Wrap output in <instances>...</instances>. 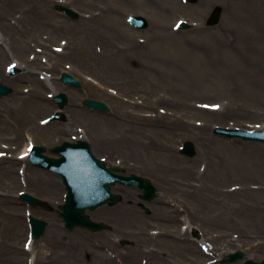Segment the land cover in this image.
Returning a JSON list of instances; mask_svg holds the SVG:
<instances>
[{
    "label": "rangeland",
    "instance_id": "obj_1",
    "mask_svg": "<svg viewBox=\"0 0 264 264\" xmlns=\"http://www.w3.org/2000/svg\"><path fill=\"white\" fill-rule=\"evenodd\" d=\"M59 4L79 10L81 18L70 19L57 9ZM216 4L223 6L221 21L208 25ZM130 14L147 16L150 26L135 29L128 22ZM179 19L192 25L179 29ZM13 62L21 75L16 83L9 80L16 78L8 73ZM0 67V82L13 88L0 99V120L11 131L49 122L48 130H66L62 140H75L86 132L93 152L106 165L148 177L160 188L151 202L140 197V189L117 183L112 190L122 196L119 203L86 212L110 228L70 230L59 214L66 195L61 176L48 168L17 164L12 167L19 181L14 190L15 184L5 183L12 168H3L1 160L2 193H37L30 188L37 180L58 184L59 191L44 196L49 208L31 207L16 196L18 231L14 208L0 200V264H224L227 248L243 250L245 259L264 258V196H259L264 191V142L229 138L213 130L217 125L264 128V0H0ZM62 71L81 79L83 88L65 86ZM38 78L50 87L43 89L48 99L35 104L31 98L40 97L33 95L35 87L40 88ZM53 84L70 99L64 120H52L59 108L52 97ZM87 96L111 106V113L96 111L93 129L90 119L71 115L92 113L81 103ZM188 139L197 146L195 157L180 151ZM188 192L189 202L184 197ZM160 198L181 209L177 212L186 217L189 237L197 239L196 244L180 243L186 234L179 219L174 228L162 225V209L154 204ZM193 203L203 212L198 213ZM134 204L137 212L132 215ZM31 214L48 221L37 241L31 238ZM195 216L218 224L202 223ZM202 227H209V233ZM52 228L55 233L50 236ZM221 235L236 242L215 250L211 239ZM200 237L207 241L208 253ZM239 237L253 246L241 244ZM78 238L90 244L77 248ZM195 249L205 253L201 261ZM238 263L244 261L226 264Z\"/></svg>",
    "mask_w": 264,
    "mask_h": 264
},
{
    "label": "water",
    "instance_id": "obj_2",
    "mask_svg": "<svg viewBox=\"0 0 264 264\" xmlns=\"http://www.w3.org/2000/svg\"><path fill=\"white\" fill-rule=\"evenodd\" d=\"M196 1V0H190ZM73 18H78L79 13L68 6H60ZM221 8L217 7L209 18V24L217 23L220 19ZM131 21L138 27H147L148 22L142 16H131ZM181 26L188 27L187 22H183ZM62 80L65 84L82 86L81 82L68 72H63ZM11 92L8 85L0 83V97ZM55 100L64 107L68 103V97L64 93L56 95ZM83 103L88 107L110 110L107 103L98 101L93 98H85ZM215 133L226 135L229 137H242L244 139L264 141V130H246L242 128L231 127H215ZM45 150L43 147H35L31 154V160L37 164L60 172L64 177V182L67 185V201L62 206L60 214L65 218L66 226L70 229L77 225H83L92 230H100L107 228L108 225L102 222L93 221L84 211L88 208L95 209L101 204L110 200L112 203H117L120 199L119 195L111 192L110 187L116 182H121L127 185L138 186L143 190L142 197L147 200H152L156 195L157 187L146 177L131 174L123 175L115 173L114 170H121L119 167L108 168L104 162L97 158L88 141H80L78 143L65 142L62 146L55 148V151L61 153L60 158H50L42 154ZM182 153L188 156L196 154V147L193 141L187 140L182 149ZM24 199H29L32 204L43 202L29 193L22 195ZM33 227V237L39 238L43 235L47 221L31 216L30 218ZM1 227V221H0ZM225 259L226 262H231L243 257L242 251L230 253ZM244 264H264V259L261 261L247 260Z\"/></svg>",
    "mask_w": 264,
    "mask_h": 264
},
{
    "label": "bare ground",
    "instance_id": "obj_3",
    "mask_svg": "<svg viewBox=\"0 0 264 264\" xmlns=\"http://www.w3.org/2000/svg\"><path fill=\"white\" fill-rule=\"evenodd\" d=\"M3 49H5V51H7V45H6V43H5V46H4V48ZM18 52V51H17ZM19 54H21L22 52H18ZM91 58L93 59L94 57L93 56H91ZM0 71H2V69L0 68ZM214 72H218V71H215V70H213ZM39 76H41V74H39ZM21 77V75H18V76H16V78H20ZM32 77H34V78H36V76L33 74L32 75ZM13 78H15V77H13ZM33 79V78H32ZM37 79V78H36ZM10 80V82H12V83H16L15 82V79H9ZM34 80V82H35V79H33ZM38 80H40V83H39V86H40V88H37V87H35V90H36V93H34L33 95H35V96H40V97H34V98H37V99H33V98H31L32 100H33V102H34V100H37V101H35L34 103L35 104H38V102H40L42 99L44 100V99H48L45 95H44V92H43V89L45 90L46 88H49L50 87V83L48 84L47 83V81L46 80H41V79H39L38 78ZM52 86V89H53V92H52V96H54L56 93H58L59 91H60V89H59V87L58 86H54V84L53 85H51ZM230 89L231 90H236L237 88L236 87H232V86H230ZM32 100L31 101H29L28 103H32ZM38 106H40V105H38ZM65 110V109H64ZM72 115V114H71ZM73 116V115H72ZM82 117L84 118V119H86V118H88L85 114H82ZM1 123V122H0ZM42 127H46V126H42ZM63 129V127L62 128H60V131H61V133H66V130H62ZM78 137L80 138V139H86L87 138V135H86V132L84 133V132H81L80 134H78ZM15 138H12L11 139V141L12 140H14ZM28 152H29V148H25L22 152H21V156L23 157V159H24V161H26V162H28L29 161V159H28ZM2 160V162H1V164H2V167L3 168H5L6 166H8V165H11L10 166V168H12V167H14V165L18 162L17 161V158H6V159H1ZM0 160V161H1ZM14 171L15 170H13V168L12 169H10L9 170V174L7 173V179L9 180V181H6L5 183L7 184V186H11V187H13L12 185H11V183L14 185L15 184V186L13 187L14 188V190H16V184H18L19 183V181L17 180V178H16V176L14 175ZM1 178V177H0ZM15 181V182H14ZM55 181V180H54ZM45 183V184H44ZM44 183H42V182H39V180H37L34 184H32L31 182H30V188L32 189V190H35V191H37V192H41L43 189H45V186L47 187V189H48V191L50 192V193H54V194H56L57 195V193H58V191L59 190H57V188H58V184H54L53 182H44ZM171 187V186H170ZM160 189V188H159ZM162 190H163V192H168V187L167 186H162V188H161ZM171 189V188H170ZM174 188H172L171 189V191L173 190ZM259 196H264V191H261L260 193H259ZM16 199V196H15V193L13 192V193H10V194H6V193H2L1 191H0V200H2L3 201V203H5V202H9V205H11L13 208H14V213H13V215L14 216H12L13 218H15V223H16V229H15V231H18L19 229H21V226H20V213H19V211L17 210V205H15L14 204V202H13V200H15ZM161 199V198H160ZM158 199V200H156L155 202H154V204H155V209L156 210H159V209H164V207H165V209L164 210H162L161 212H162V215L160 216V220H161V223H162V225H164V226H170V227H176V222H177V219H179L180 218V216L178 215V214H176V212H174L173 211V213H172V209H171V205L170 204H167V201H165L164 199ZM166 203V204H165ZM193 205H197L198 206V210H196L198 213H200V212H203V210H202V208H201V206L199 205V204H197V203H193ZM213 207H215V208H222L223 206L222 205H220L219 203H213V205H212ZM197 208V207H196ZM236 209V213H237V215H243V213H241V209L240 208H235ZM106 211V209H103V210H100V211H98V212H96L95 214H94V216H98L101 212H105ZM137 212V207H136V205L134 204V205H131V208H130V213L132 214V215H134L135 213ZM231 213H233L232 211H230ZM234 214V213H233ZM246 214V213H245ZM246 215H250V213H248V214H246ZM195 218L196 219H198V221H201L202 223H205V222H209V224H215V225H217L218 223V221H215L214 219H208V218H200V217H198V216H195ZM251 223H253L252 221H251ZM19 226V227H18ZM252 227V226H251ZM203 228V230H204V232L203 233H205V234H208L209 233V231H206L207 229L205 228V227H202ZM14 231V232H15ZM49 234H50V236L51 235H53L54 233H55V230L52 228V229H50L49 231ZM18 232H15V234H17ZM239 238H241V237H239ZM79 240L77 241V248H85L86 246H88L89 244H90V241H87V240H85L84 238H78ZM243 237L238 241V242H241V244H244L245 245V243L247 242V239H246V241H243ZM35 241V240H34ZM180 241L181 242H183V240H181L180 239ZM185 241L187 242V244H188V246H189V244H196V241H197V239H195L194 240V238H191V237H189V236H187L186 238H185ZM211 242H212V245H211V247L213 248V249H215V250H218V249H222V248H227V246H229V245H231L232 243H235L236 242V240L233 238V237H231V236H229V235H221L219 238H212L211 239ZM203 243H207V241H201V244H203ZM243 245V246H244ZM247 246H250V245H252V243H251V240L246 244ZM245 245V246H246ZM253 246V245H252ZM16 249L17 248H19V247H16V246H14ZM192 250V248H189V251H191ZM196 250V249H195ZM227 251H230V250H232L231 248H227L226 249ZM204 252V251H203ZM217 252V251H216ZM19 254V251L17 250V255ZM194 254V252L192 251V255ZM16 255V258H18V256ZM194 255H197V260H199V261H201L202 260V258H203V256L205 255V253H202V252H198V250H196L195 251V254ZM224 255V254H223ZM19 260H21V257L19 258ZM241 263H242V261H241ZM238 264H240V263H238Z\"/></svg>",
    "mask_w": 264,
    "mask_h": 264
},
{
    "label": "flooded vegetation",
    "instance_id": "obj_4",
    "mask_svg": "<svg viewBox=\"0 0 264 264\" xmlns=\"http://www.w3.org/2000/svg\"><path fill=\"white\" fill-rule=\"evenodd\" d=\"M128 103L126 102L125 105ZM137 109L139 110V106H137ZM94 118L97 116V114L92 115ZM24 128H26L25 125H23ZM22 128V127H21ZM22 128L21 130L17 131L16 133H11V135L8 132H1L0 133V151L3 150L5 146L9 149H15V151H21L24 147H26L29 135L28 131L26 129ZM31 135L35 136V138L38 141V144L44 145L46 147L48 143L49 149H52L55 145H57L59 142V136L61 132H55L51 130H45L40 129L37 131H29ZM10 138H15L14 140H10ZM10 145V146H9ZM44 192V189L41 191ZM185 198L189 202V193H185Z\"/></svg>",
    "mask_w": 264,
    "mask_h": 264
}]
</instances>
